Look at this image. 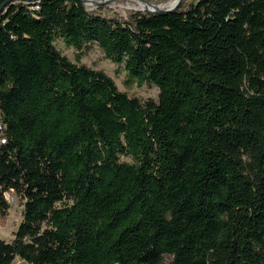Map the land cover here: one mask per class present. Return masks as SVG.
<instances>
[{"label": "trees", "instance_id": "trees-1", "mask_svg": "<svg viewBox=\"0 0 264 264\" xmlns=\"http://www.w3.org/2000/svg\"><path fill=\"white\" fill-rule=\"evenodd\" d=\"M93 44L157 100L79 63ZM10 189L0 264H264V0H0V222Z\"/></svg>", "mask_w": 264, "mask_h": 264}, {"label": "rangeland", "instance_id": "rangeland-1", "mask_svg": "<svg viewBox=\"0 0 264 264\" xmlns=\"http://www.w3.org/2000/svg\"><path fill=\"white\" fill-rule=\"evenodd\" d=\"M143 1L147 5H157L169 2L170 0ZM182 1L184 0H181L180 4ZM190 1L192 0H185L186 3ZM81 2L88 10L100 11L106 16L117 15L126 17L130 12L133 11L146 12V10L130 6L131 4L135 3L132 0H81ZM55 46L69 59L72 61L75 60L77 55L76 51L71 47H67L61 39H56ZM78 62L91 68L104 71L107 75L113 78L116 85L121 90L126 91L131 97H136L141 101L147 100L149 98L157 100L158 88L156 85L149 83H133L131 85H127L125 83L126 74L123 66L121 64L113 63L109 59L105 58L102 50L96 44H93L92 48L88 52L81 55ZM5 198L8 202V210L4 222H0V238L5 241H10L13 237V231L21 220L23 199L14 191L6 192ZM10 264L27 263L21 260L19 257H15Z\"/></svg>", "mask_w": 264, "mask_h": 264}, {"label": "bare ground", "instance_id": "bare-ground-1", "mask_svg": "<svg viewBox=\"0 0 264 264\" xmlns=\"http://www.w3.org/2000/svg\"><path fill=\"white\" fill-rule=\"evenodd\" d=\"M100 1H106V0H100ZM132 1L135 2L130 5L132 7L140 8L146 11H155V10H163L166 8H173L178 0H170L169 2L157 4V5H147L143 0H132Z\"/></svg>", "mask_w": 264, "mask_h": 264}, {"label": "water", "instance_id": "water-1", "mask_svg": "<svg viewBox=\"0 0 264 264\" xmlns=\"http://www.w3.org/2000/svg\"><path fill=\"white\" fill-rule=\"evenodd\" d=\"M180 2H181V0H178L177 4L173 8H166L163 10L146 11V12L153 13V14H162V13H166V12H172L178 8ZM22 214H23V211H21V215Z\"/></svg>", "mask_w": 264, "mask_h": 264}, {"label": "built area", "instance_id": "built-area-1", "mask_svg": "<svg viewBox=\"0 0 264 264\" xmlns=\"http://www.w3.org/2000/svg\"><path fill=\"white\" fill-rule=\"evenodd\" d=\"M9 191H13V190L10 189V190L5 191V192H4V196H6V192H9Z\"/></svg>", "mask_w": 264, "mask_h": 264}]
</instances>
